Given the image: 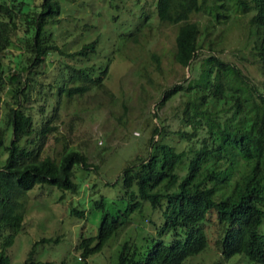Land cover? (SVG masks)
Returning a JSON list of instances; mask_svg holds the SVG:
<instances>
[{"label":"trees","instance_id":"obj_1","mask_svg":"<svg viewBox=\"0 0 264 264\" xmlns=\"http://www.w3.org/2000/svg\"><path fill=\"white\" fill-rule=\"evenodd\" d=\"M69 4L0 0V60L14 40L21 48L4 65L0 61V91L6 84L14 98L0 124V147L6 152L0 165V264L9 263L6 250L22 226L25 191L46 182L75 192L73 165H89L86 155L67 142L55 154L45 148L48 134L57 139L61 100L91 88L108 92L104 79L111 57L87 62L96 53L97 36L77 47L71 40L56 42L54 31L63 27L60 14ZM152 10L158 21L177 24L173 59L189 72L162 90L155 109L175 94L183 96L178 112L183 128L170 131L157 111L150 112L157 121L147 138L149 149L121 171L123 193L130 201L122 212H103L96 233H80L75 248L82 258L99 251L111 235L127 227L128 213L148 200L163 217L156 234L167 233L168 240L156 236L142 248L124 240L115 264H181L205 247L201 220L208 211L218 222L216 244L224 258L239 253L264 264V0H152ZM192 14H204L205 19H192ZM240 15H247L245 26L253 35L251 48L261 73L257 82L218 55L224 27ZM138 17L144 23L148 14ZM220 23L224 27L214 34ZM59 31L66 34L65 27ZM48 54L54 58L47 59ZM45 60L53 74L37 80L34 76L45 72ZM34 84L42 98L33 111L25 102ZM172 132L178 136L177 145L165 140ZM93 204L102 208L103 198ZM69 212L84 215L76 207ZM23 264L50 261L32 259L30 250Z\"/></svg>","mask_w":264,"mask_h":264},{"label":"rangeland","instance_id":"obj_2","mask_svg":"<svg viewBox=\"0 0 264 264\" xmlns=\"http://www.w3.org/2000/svg\"><path fill=\"white\" fill-rule=\"evenodd\" d=\"M109 2H115L117 7ZM141 13L148 14L144 23L138 17ZM153 13L152 0H139L138 3L135 0H70L68 9L60 14L63 27L59 30L65 27L66 34L62 36L58 29L54 31L57 44L71 40L77 47L83 40L97 36L96 53L87 62L111 57L104 79L108 92L91 88L79 96L73 95L68 101L61 100L57 139L53 134L47 135L46 151L55 154L61 144L67 142L86 155L89 165L86 168L73 165L75 192L60 190L46 182L34 184L25 191L22 226L6 250L8 264H23L30 250L32 259L48 260L50 264H115L124 240L141 248L156 236L168 240L167 233L156 234L163 220L160 209L153 208L148 200H142L139 209L128 213L130 222L127 227L117 235H111L99 251L82 258L75 248L80 233H96L103 212H122L130 201L123 193L121 171L135 155H144L149 149L147 138L157 121L150 112L157 111L170 131L183 128L178 117L183 96L175 94L155 109L162 90L182 81L189 72L186 66L173 59L177 24L158 21ZM115 14L117 16L113 18ZM190 18L204 21L205 15L192 14ZM246 19L247 15H240L225 27L216 24L214 34L224 27L218 55L237 65L257 82L261 73L251 48L253 35L245 26ZM133 36L137 37L136 41L132 40ZM20 50L18 40H14V44L7 47L1 63L4 65ZM53 58L54 55L48 54L47 59ZM51 66L45 60V72L36 74L35 79L45 81V76L53 74ZM36 88L34 84L29 91V100L25 102L32 105L33 111L42 98ZM13 104L14 98L5 84L0 91L1 125L7 106ZM35 118L38 120L39 116L35 114ZM9 135L8 130L5 143ZM165 140L177 145L178 136L172 132ZM5 156L6 152L0 147V165ZM100 197L103 198L102 208L93 204ZM70 207L83 209V217L70 214ZM208 213L201 220L206 236L205 247L181 264H212L214 261L261 264L239 253L224 258L216 244L221 233L218 222L214 214L209 217ZM56 237L57 241H54ZM42 238L48 240L40 241Z\"/></svg>","mask_w":264,"mask_h":264}]
</instances>
